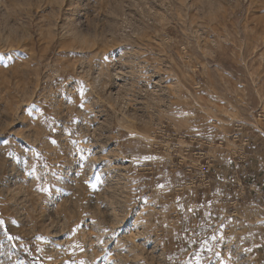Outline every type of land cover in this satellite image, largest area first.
<instances>
[{"label":"rangeland","instance_id":"rangeland-1","mask_svg":"<svg viewBox=\"0 0 264 264\" xmlns=\"http://www.w3.org/2000/svg\"><path fill=\"white\" fill-rule=\"evenodd\" d=\"M257 135L264 0H0V264H264ZM221 159L240 206L180 239L165 183Z\"/></svg>","mask_w":264,"mask_h":264},{"label":"crops","instance_id":"crops-1","mask_svg":"<svg viewBox=\"0 0 264 264\" xmlns=\"http://www.w3.org/2000/svg\"><path fill=\"white\" fill-rule=\"evenodd\" d=\"M257 141L255 142L252 139H250V144L249 146L252 144V142H254L255 144L251 145V148H255V149H260L259 147L256 148V145L258 146L257 143H264V137H262L261 135H257ZM261 137V140L260 138ZM262 144V143H261ZM264 148V147H263ZM254 154L251 156H259L262 155L260 151H256L254 150L253 152ZM225 154V152L223 153ZM222 152L219 153V157L223 156ZM228 156V158H230L231 156L229 155L230 153H226ZM251 154V153H250ZM236 155H233L232 157H235ZM241 156V155H240ZM224 157V159H225ZM251 158V157H250ZM230 160V159H229ZM252 160V159H250ZM222 159L216 161V163L213 164H209V169L211 171L210 174H208V178L209 181H207V183H209V188L208 189H201V187H199L197 190H193V192H195V196H194V201H186V197L184 196H180L181 190L184 189L185 187L182 186L183 183L186 182V180H188V173H191L192 171H180L179 174L182 173V175H173L172 178L167 180V183H165L166 186H168V190L171 194V196L175 193L176 198L172 199V197H170V200L175 204L176 209L173 218V221H171V224L175 225V227L177 228V226H179V238L180 239H184L185 241H188L189 239H192V236H197V233L202 229V225L206 224V219L204 218V211H201L199 209V207H203L202 205H204L205 203H208V205H210L211 207L214 208H221L222 206H226L227 207H235L240 206L241 201V193L240 192V188H237L235 185L233 187H235V189L237 188V191L233 188H231L232 186H230V181H235L233 178L235 177V175L237 173H239V175H242V171L241 173L239 172V170L237 169V171H234L233 169H231L229 171L228 168L222 167ZM241 161L236 160V162H234V166L237 165V163H239ZM239 166V165H238ZM239 168V167H238ZM176 173V172H175ZM178 173V172H177ZM195 175H197V172H195ZM181 178V180L176 178ZM182 178L185 179L182 180ZM226 179V180H225ZM229 179H232L230 181H228ZM221 181H227V184L221 185ZM187 185V184H186ZM251 189L253 190H257L255 189V187H251L249 186ZM239 191V192H238ZM253 191L252 192V197L258 199L260 197V194L258 191ZM184 198L183 200H181V202L178 201V198ZM251 197V198H252ZM215 201H217V203H215ZM182 206L185 207L184 210H182ZM188 206L191 207H197V209H195V211H190L188 213ZM218 209V210H219ZM201 212V214H199ZM215 212V211H214ZM214 216V215H213ZM188 224L190 225H194L195 224V228L188 230ZM198 226V227H196ZM200 227V228H199ZM175 240H177V231L175 232L174 235ZM176 253V249H173ZM175 253V254H176Z\"/></svg>","mask_w":264,"mask_h":264},{"label":"snow or ice","instance_id":"snow-or-ice-1","mask_svg":"<svg viewBox=\"0 0 264 264\" xmlns=\"http://www.w3.org/2000/svg\"><path fill=\"white\" fill-rule=\"evenodd\" d=\"M81 95H83V93H81ZM53 143H55V142H53ZM145 159L147 160V159H150V158L149 157H145ZM97 180H99V177H97ZM92 187L96 188V184H92ZM158 187L163 188L164 185L160 184V185H158ZM41 190L44 191V192H48L49 191V189L47 187H44ZM145 203H147V201H145ZM208 206H210V205H206L205 207H208ZM188 210L192 211V209H190V208ZM207 216H208V219H212L213 218L211 212H208ZM2 223H3V221H0V224H2ZM141 223H143V221H141ZM221 227H223V225H221ZM9 239H13V237L10 236ZM225 239H226V237L223 234H221L219 237H217V235H215V234H213L211 236V240L214 241V242L224 241ZM101 243H103V242L101 241ZM77 247H80V246L77 245ZM81 251H83V248H81ZM207 251L211 252L214 256L217 257V259H219L220 255H221V253H219V252H213L212 248H208ZM209 259H211V257H209ZM82 264H83V262H82ZM220 264H223V261H220Z\"/></svg>","mask_w":264,"mask_h":264},{"label":"built area","instance_id":"built-area-1","mask_svg":"<svg viewBox=\"0 0 264 264\" xmlns=\"http://www.w3.org/2000/svg\"><path fill=\"white\" fill-rule=\"evenodd\" d=\"M236 130H239V128H236ZM164 131L165 130H163L164 134L159 135L160 139H159V141H157L159 144H161L169 136L168 142H170L171 145L176 143L177 149H179V147L181 146V147L185 148V151H188L189 147H191L193 142H194V141H192L191 138H188L187 140H185L184 138L181 139L180 136L175 134V133H173V135H171L169 132H164ZM176 135H177V138H176ZM180 142L183 144L181 145ZM187 170H191V166Z\"/></svg>","mask_w":264,"mask_h":264},{"label":"bare ground","instance_id":"bare-ground-1","mask_svg":"<svg viewBox=\"0 0 264 264\" xmlns=\"http://www.w3.org/2000/svg\"><path fill=\"white\" fill-rule=\"evenodd\" d=\"M176 144V143H175ZM158 152V151H157Z\"/></svg>","mask_w":264,"mask_h":264}]
</instances>
